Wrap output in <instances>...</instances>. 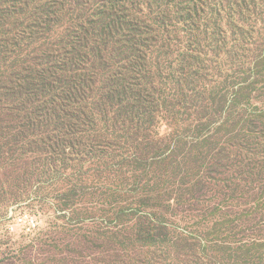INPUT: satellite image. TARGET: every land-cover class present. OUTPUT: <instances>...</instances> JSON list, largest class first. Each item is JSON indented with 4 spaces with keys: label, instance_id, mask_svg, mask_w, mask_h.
<instances>
[{
    "label": "trees",
    "instance_id": "1",
    "mask_svg": "<svg viewBox=\"0 0 264 264\" xmlns=\"http://www.w3.org/2000/svg\"><path fill=\"white\" fill-rule=\"evenodd\" d=\"M235 133L260 165L264 0H0V176L101 241L91 264H225L176 223L205 181L189 156Z\"/></svg>",
    "mask_w": 264,
    "mask_h": 264
},
{
    "label": "rangeland",
    "instance_id": "2",
    "mask_svg": "<svg viewBox=\"0 0 264 264\" xmlns=\"http://www.w3.org/2000/svg\"><path fill=\"white\" fill-rule=\"evenodd\" d=\"M239 135L217 138L212 153L206 152L200 162L189 156V165L200 166L205 181L190 186H194L191 190L197 202L184 206L190 215L176 224L184 228L201 221L205 230H212L211 239L227 241L232 250L220 254L222 263L264 264V161L259 160L260 166L240 147L232 146L245 143ZM32 184L14 173L0 176V193L8 194L0 198V264H91L100 260L105 255L103 243L81 237L74 241L69 231L56 228V224L64 226L55 220L54 208L60 204L52 197L36 199V183ZM20 192L30 193V198L10 197ZM25 217L33 221L32 227L19 222L18 218Z\"/></svg>",
    "mask_w": 264,
    "mask_h": 264
},
{
    "label": "built area",
    "instance_id": "3",
    "mask_svg": "<svg viewBox=\"0 0 264 264\" xmlns=\"http://www.w3.org/2000/svg\"><path fill=\"white\" fill-rule=\"evenodd\" d=\"M18 220L20 223H25L28 228L32 227V225L34 224L33 221H31V219H29L28 217L18 218Z\"/></svg>",
    "mask_w": 264,
    "mask_h": 264
}]
</instances>
